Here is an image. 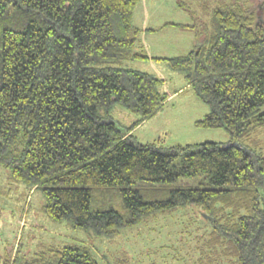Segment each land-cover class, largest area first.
Returning <instances> with one entry per match:
<instances>
[{
    "label": "trees",
    "instance_id": "trees-1",
    "mask_svg": "<svg viewBox=\"0 0 264 264\" xmlns=\"http://www.w3.org/2000/svg\"><path fill=\"white\" fill-rule=\"evenodd\" d=\"M137 3L0 0V166L41 194L47 219L73 230L113 239L150 215L193 205L207 222V247L228 243V264H264V151L241 144L264 130V2H220L194 49L172 58L137 50ZM138 60L182 73L209 108L194 125L225 129L229 144L139 142L132 130L167 95L164 80L129 67ZM116 105L139 119L122 130ZM196 177L206 185L173 186ZM4 264L102 262L73 243L28 259L15 252Z\"/></svg>",
    "mask_w": 264,
    "mask_h": 264
},
{
    "label": "rangeland",
    "instance_id": "rangeland-1",
    "mask_svg": "<svg viewBox=\"0 0 264 264\" xmlns=\"http://www.w3.org/2000/svg\"><path fill=\"white\" fill-rule=\"evenodd\" d=\"M237 4L240 9L255 7L264 0H138L133 13L136 26L157 27L165 23L191 25L193 29L167 30L163 36L144 42L149 54L160 52L167 58L186 55L194 49L197 36L209 24L213 9L220 3ZM194 36V42L192 37ZM148 48V49H147ZM129 67L161 78L160 90L173 93L156 114L133 129L141 143L164 146L215 142L228 145L229 133L223 128L204 129L194 125L209 111L193 93L182 73L172 71L165 62L141 60ZM112 116L123 128L130 126L137 115L119 105ZM250 149L264 151V130L241 142ZM202 177L180 178L174 187H204ZM43 199L38 191L15 184L0 166V264L12 259L15 252L28 259L47 247L82 244L90 247L102 264H228L232 248L228 243L207 247L209 230L200 210L188 205L171 212L150 215L138 226L125 229L113 239L98 238L83 230H73L65 222H53L41 212ZM219 256H222L218 259Z\"/></svg>",
    "mask_w": 264,
    "mask_h": 264
},
{
    "label": "crops",
    "instance_id": "crops-1",
    "mask_svg": "<svg viewBox=\"0 0 264 264\" xmlns=\"http://www.w3.org/2000/svg\"><path fill=\"white\" fill-rule=\"evenodd\" d=\"M132 22H133V17H132ZM166 24V23H165ZM165 24H162V25H158L157 27H148V26H136L135 24H133L136 28H138L140 30V34H139V37H138V42H137V50L138 51H142L144 52L147 56H149L150 58H153V57H156V58H167L165 57L162 53L164 51V47L161 46L160 47V52H154V54H149L147 51H146V48H145V45H144V42L147 40L146 38H151L150 40H154L155 38L157 37H160V36H163V33L166 32L167 30H175L176 28H178L179 30H181L182 28L180 27H176V26H164ZM175 24V23H174ZM178 25H182V24H178ZM185 25V24H184ZM158 29V30H157ZM149 30H157V31H149ZM184 30V29H183ZM192 42H194V36L192 37ZM195 46V45H194ZM148 49V48H147ZM177 56H180V54H178ZM138 61H141V60H138ZM137 62V61H135ZM157 62V61H156ZM137 70V69H136ZM140 71V70H139ZM142 72V71H141ZM161 79V78H160ZM163 80V79H162ZM182 90V88H180L179 90L177 91H180ZM177 91L173 92V93H170L169 95H167V99L171 98L174 94L177 93ZM167 102V100H166ZM145 121V120H144ZM142 121V122H144ZM141 122V123H142ZM141 123L139 125H141ZM138 126V125H137ZM136 126V128H137ZM135 128V129H136ZM133 132V130H132Z\"/></svg>",
    "mask_w": 264,
    "mask_h": 264
},
{
    "label": "water",
    "instance_id": "water-1",
    "mask_svg": "<svg viewBox=\"0 0 264 264\" xmlns=\"http://www.w3.org/2000/svg\"><path fill=\"white\" fill-rule=\"evenodd\" d=\"M247 153H249V152H247Z\"/></svg>",
    "mask_w": 264,
    "mask_h": 264
}]
</instances>
